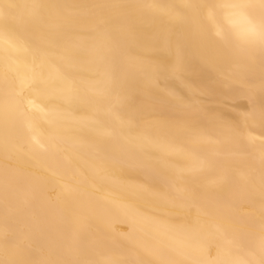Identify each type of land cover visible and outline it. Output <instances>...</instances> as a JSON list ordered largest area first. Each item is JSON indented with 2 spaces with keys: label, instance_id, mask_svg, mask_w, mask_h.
Segmentation results:
<instances>
[{
  "label": "bare ground",
  "instance_id": "obj_1",
  "mask_svg": "<svg viewBox=\"0 0 264 264\" xmlns=\"http://www.w3.org/2000/svg\"><path fill=\"white\" fill-rule=\"evenodd\" d=\"M264 0H0V264H264Z\"/></svg>",
  "mask_w": 264,
  "mask_h": 264
},
{
  "label": "snow or ice",
  "instance_id": "obj_2",
  "mask_svg": "<svg viewBox=\"0 0 264 264\" xmlns=\"http://www.w3.org/2000/svg\"><path fill=\"white\" fill-rule=\"evenodd\" d=\"M261 28L264 29V21L261 23Z\"/></svg>",
  "mask_w": 264,
  "mask_h": 264
}]
</instances>
